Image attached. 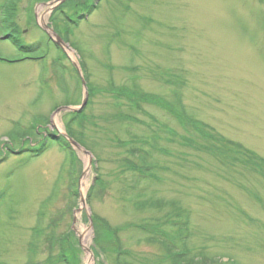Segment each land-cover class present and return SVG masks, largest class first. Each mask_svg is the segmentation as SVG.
Masks as SVG:
<instances>
[{
    "label": "rangeland",
    "instance_id": "obj_1",
    "mask_svg": "<svg viewBox=\"0 0 264 264\" xmlns=\"http://www.w3.org/2000/svg\"><path fill=\"white\" fill-rule=\"evenodd\" d=\"M85 1L0 0V264H264V0Z\"/></svg>",
    "mask_w": 264,
    "mask_h": 264
},
{
    "label": "trees",
    "instance_id": "obj_2",
    "mask_svg": "<svg viewBox=\"0 0 264 264\" xmlns=\"http://www.w3.org/2000/svg\"><path fill=\"white\" fill-rule=\"evenodd\" d=\"M87 1H90V0H86L85 2H83V4L81 5V8L83 10H86V11H90L91 8H94L95 7H92V4L91 2L88 3ZM65 4H63L59 10H61V13H63V6ZM65 17V25H67V22L69 23L67 26H70V24L72 25H75L77 26L79 24V22L77 21H81L85 18V15H81L79 16L78 20H74V19H71V17H68L67 16H64ZM71 19V20H70ZM65 39V38H64ZM13 43V45L15 46V48H17L18 50H22L23 48H25L23 46L22 43H20V40L15 38L11 41ZM123 97H126L128 102L132 105H138L140 104V102H147V103H150V104H156V101H152L151 99H149L148 97H145L144 99L140 98L139 101L137 100H134L135 99V96L134 95H130V94H124ZM123 97H118L116 96V98H123ZM138 107V106H137ZM172 116H174V113L171 112L170 113ZM77 116V114H74V117ZM175 117V116H174ZM176 118V117H175ZM76 120V118H73ZM180 120V118H177ZM183 120V119H182ZM180 122V121H179ZM181 123V126L183 127V129L185 128H191L189 125H193V121H185L183 120ZM69 136L74 139L75 141L78 142L77 138L75 137V135L72 133V132H69ZM80 141V140H79ZM219 142H221V144H219ZM215 143H218V149L220 151H222L224 153V156H227V163H229L228 161L232 162V163H235V164H240L241 167H244L246 169H249V171H252V172H258L263 178H264V159L259 157V156H256V154H252V153H244V152H241V146L237 147L236 144L230 142V141H222V140H216ZM186 144L188 145V147L190 148H196V149H205L207 151L210 150V148L206 145H197L196 143H194V141H191L189 142L187 140ZM194 146H192V145ZM196 145V146H195ZM227 146V147H226ZM206 147V148H205ZM143 176H146L147 174L145 173H142ZM112 238V237H111ZM106 241V240H105ZM165 244V243H164ZM51 247L54 248V244L53 242H51ZM57 250L58 252L55 254V251L52 252L51 254V260H48V264H77L76 262V259H77V256H78V253L79 250L76 246H64V240H60L58 241L57 243ZM113 253L114 254H117L116 257H120L121 256V251H117L116 249L113 250ZM183 253H178V254H174L175 256L178 255V256H181ZM77 255V256H76ZM173 255V256H174ZM66 257H69L70 260H68ZM75 259V260H74ZM118 261H123L122 259H118L116 262ZM120 264V263H119ZM127 264V263H126Z\"/></svg>",
    "mask_w": 264,
    "mask_h": 264
},
{
    "label": "bare ground",
    "instance_id": "obj_3",
    "mask_svg": "<svg viewBox=\"0 0 264 264\" xmlns=\"http://www.w3.org/2000/svg\"><path fill=\"white\" fill-rule=\"evenodd\" d=\"M43 11H44V10H43ZM48 12H49V11H46V12H44V14H42V15L40 16V19H41V21H42V23H43L44 25L47 24L46 16H47ZM85 234H86V232L83 233L84 236H86ZM84 236H83V244H84V248H85V250H86V252H87V263H89L88 260L90 261V255H91V254H90V246H89L86 242H84Z\"/></svg>",
    "mask_w": 264,
    "mask_h": 264
},
{
    "label": "water",
    "instance_id": "obj_4",
    "mask_svg": "<svg viewBox=\"0 0 264 264\" xmlns=\"http://www.w3.org/2000/svg\"><path fill=\"white\" fill-rule=\"evenodd\" d=\"M46 29H47V28H46ZM57 43H58V45H60V46L64 45L63 41H62L61 38L58 37V36H57ZM87 102H88V93H86V99H85V101H84V103H83V105H82V107H81L82 109H83L84 107H86ZM64 109H69V108H64ZM64 109L59 110L57 113H59L60 111H62V110H64ZM71 143H72V145H74L75 147L79 148V145H78L77 143H75L74 141L71 140Z\"/></svg>",
    "mask_w": 264,
    "mask_h": 264
}]
</instances>
